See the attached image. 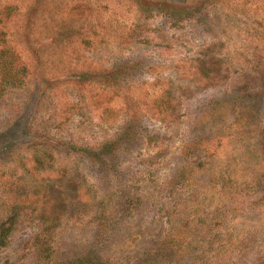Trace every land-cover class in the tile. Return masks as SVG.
Segmentation results:
<instances>
[{
  "label": "rangeland",
  "instance_id": "374dc122",
  "mask_svg": "<svg viewBox=\"0 0 264 264\" xmlns=\"http://www.w3.org/2000/svg\"><path fill=\"white\" fill-rule=\"evenodd\" d=\"M5 45L0 264H264V0H0Z\"/></svg>",
  "mask_w": 264,
  "mask_h": 264
},
{
  "label": "trees",
  "instance_id": "16d2710c",
  "mask_svg": "<svg viewBox=\"0 0 264 264\" xmlns=\"http://www.w3.org/2000/svg\"><path fill=\"white\" fill-rule=\"evenodd\" d=\"M17 57L10 51L9 47L5 45L0 50V77L3 84L2 86L10 84H21L24 80V76L21 73L24 72V67H16ZM7 232V233H6ZM8 227H0V245H4L8 239Z\"/></svg>",
  "mask_w": 264,
  "mask_h": 264
}]
</instances>
